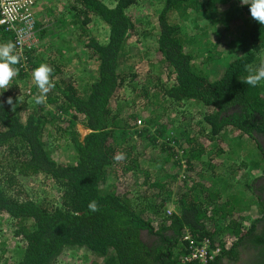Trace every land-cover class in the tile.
<instances>
[{"label": "trees", "instance_id": "obj_1", "mask_svg": "<svg viewBox=\"0 0 264 264\" xmlns=\"http://www.w3.org/2000/svg\"><path fill=\"white\" fill-rule=\"evenodd\" d=\"M75 1L65 7L66 15L37 23L39 48L19 53L18 75L0 94V221L16 222L13 240L20 253L17 261L4 264H74V252L85 253L86 261L91 256L90 264H185L187 232L222 247L210 264H264V200L249 176L237 185L242 172L264 168V148L257 138L264 136V80L256 87L243 82L264 67V25L239 0H153L157 50L172 80L163 81L152 71L142 74L147 115L138 103L135 113H125L124 104L131 103L115 104L119 92L128 78L138 82L140 74L127 73L123 66L145 46L135 47L136 41L128 50L137 29L129 11L145 0ZM93 17L109 28L105 43L80 33ZM214 38L226 42L225 69L213 80L197 60L218 53ZM3 42L17 47L13 34L0 29ZM93 60L96 69L89 70ZM41 64L51 67L53 87L45 103L36 105L33 97L39 91L32 72ZM189 102L211 111L201 114L208 144L186 128L187 120L168 112ZM48 123H56L57 130L48 129ZM79 124L89 133L82 136ZM225 135L228 144L222 143ZM54 140L65 142L55 145ZM243 141L254 142L260 159L254 149L236 147ZM59 148L73 162L59 161ZM140 148L156 152L147 168L146 161L132 155ZM118 152L127 160L122 169L128 178L143 174L144 186L155 189L142 197L146 201L135 202L132 193H119L109 183L115 166L121 167ZM240 157L244 160L237 162ZM183 172V188L167 190V182ZM221 183L225 187L219 191ZM46 186L50 191L44 197H27L31 188ZM54 188L60 199L51 203L47 198ZM93 201L96 212L88 207ZM168 204L174 205L170 215ZM255 205L259 217L244 214ZM221 234L226 235L223 242H216ZM247 247L253 254L244 260L240 249Z\"/></svg>", "mask_w": 264, "mask_h": 264}, {"label": "rangeland", "instance_id": "obj_2", "mask_svg": "<svg viewBox=\"0 0 264 264\" xmlns=\"http://www.w3.org/2000/svg\"><path fill=\"white\" fill-rule=\"evenodd\" d=\"M237 1V0H236ZM240 1V0H239ZM76 1L75 0H54V4H52L50 2V0H35V9L34 11H36L42 4L44 3H48L47 7L50 8V12L47 11L45 13H47L48 15L51 14V12H56L53 15L58 16H64L66 14V10L65 7H69L71 4H74ZM155 3L153 2V0H145L142 2L141 6H136L135 8L131 9L129 11V13L132 15L133 17V22L135 23V25H137V29L133 34L132 39L130 40V44H128V50H130L132 48V46L135 44L136 41H139L135 47L138 46V44L140 42L145 43V46L143 49L140 50V52L136 53H132L131 55L128 56L124 66H123V71H127V73H132L135 71H138L137 73L140 74V76L138 77V82H136V80L132 79L130 80V78H128V80L125 83V86L122 88L121 92H119V96L118 99L116 100L115 104L118 103H131V105L129 104H124V107L126 108L125 113H129V112H133L135 111V106L138 103V108L140 110H142L143 108L146 109L147 106L144 105L145 103V92H144V88L142 85L141 80L143 75L142 74H146L147 71H152L155 75L159 74L163 81H167V80H172L171 75H170V68L166 65L163 64L162 61H160L161 56H159L158 50H157V42H156V34L158 32V26H157V19L151 17V15H155L156 10V6L154 5ZM238 6V5H237ZM44 7V6H43ZM44 13V14H45ZM63 14V15H62ZM53 15H51L50 17H52ZM35 16V20L36 23L37 22H41L43 20H49L50 17H46V18H41L42 20L37 21V16L34 14ZM241 16V15H240ZM153 18V19H152ZM228 22V21H227ZM229 23V22H228ZM82 31V36L83 35H91L93 37L98 38L101 42L105 43L108 40V36H109V28L108 26L101 21L100 19L93 17L91 22H89L87 24V26L85 27H81L80 29V33ZM71 37L73 39L76 40V36L74 35V33L71 35ZM207 39H209V37H206ZM215 42H219L217 38L213 39ZM224 42H226L225 39H222L221 42H219V48H217V51L210 55V56H204L203 58H200L197 60L198 64L202 63V70L210 75V77L214 79H218L222 76V73L224 71ZM141 45V44H139ZM67 48H70V46L65 45V50ZM81 48L79 46H76V49L80 52ZM49 49V48H47ZM51 49H54L52 51H55L58 53V50L54 47H51ZM49 51V50H48ZM264 59V58H262ZM87 60H84V63H87ZM80 63V62H78ZM83 63V64H84ZM264 63V62H262ZM75 65V64H74ZM143 66L145 67L146 71L141 72V69L143 68ZM87 67L89 68V70H94L96 69V66L94 65V60L89 62L87 64ZM204 67V68H203ZM142 76V77H141ZM85 79H81V81H86V76H84ZM84 84V83H82ZM162 99L159 98L158 102L160 103V105L162 104ZM134 103V104H132ZM142 112L144 113V115H147V112L145 110H142ZM169 113H172V116L174 117V119L178 120V118L180 120H187L189 123V126L186 128H189V130L192 131L193 135H196L197 137H199V141L208 144L207 141V133L205 132L204 134L201 133V131H203V125H201V121H202V116L201 114L203 113H211V111L205 109L203 110L201 108V106L199 104L196 103H185L182 104L180 106H177L171 110L168 111ZM135 113V112H133ZM140 119V118H139ZM167 120V117H165V121ZM176 123V122H174ZM144 124V123H143ZM142 124V125H143ZM48 129H50L51 131H56V123H48L47 124ZM182 126H180V130H181ZM78 130L79 133L83 136L87 133H89L81 124L78 125ZM207 131V130H206ZM49 134V133H48ZM46 134V135H48ZM227 136L225 135V139L223 140L222 143H227L226 138ZM58 140V139H57ZM55 145L61 143V142H65L64 140H61V142H57L55 141ZM143 142V141H142ZM141 140L138 141V146L141 147L142 144ZM144 143V142H143ZM237 148H251L252 150L254 149V154L255 157L257 159H260V155H259V150L256 149L254 142L250 143L248 141H243V142H238L235 143ZM243 145V146H242ZM221 150L223 145L219 144ZM219 152H222V151ZM58 152L60 154L57 153V159L65 164H70L71 162H73V156L69 157L68 154H65L63 150H61L60 148L58 149ZM120 153V152H118ZM122 154V152L120 153ZM123 155V154H122ZM134 157H141V160L146 161V168L148 166V161H150L151 159H153L156 155V152L154 151V148H152V150L150 152H146V150L140 148V149H135V152L132 154ZM125 157L123 156V159L119 160L120 162H118L119 165H121V167L115 166V170H114V176L112 177V179L109 181V183L113 184L116 188V190L119 193H123V192H130L132 193V197L133 200L136 202L137 200L140 202H144L146 200H144L142 197H146L147 194H150L152 192L155 191V189L153 188H149L148 186H144V182H145V176L139 175L138 178L135 177H130V179L128 178L129 175H127L128 173H125V171H123L122 167L123 165H125L127 163V160L124 159ZM215 161H218V157L214 158ZM244 160L243 157H240L238 159L237 162H240ZM221 161V160H220ZM117 165V164H116ZM250 167V166H249ZM207 168V167H206ZM221 168H219L218 171H220ZM245 170V169H244ZM217 171V172H218ZM243 171V170H242ZM247 171V172H246ZM244 172L241 173V177H240V181H238L239 186L245 184V182L247 181L246 178L248 177V180L250 182L253 183L254 186V190L255 192L258 194V196H260L261 192H259V188L260 187H256L255 183H258V180L262 179L264 176V168L261 167V169L256 168L252 171H248L246 170ZM223 172V171H222ZM180 175V172H179ZM179 175L177 177V179L172 180V181H168L167 183H169V186H167V190H173V192L175 193L176 190H180V187H182V185L180 184V181H184V179L187 178V176H185V174H182V177L179 178ZM43 181H50L48 179H45L44 177L42 178ZM52 182V181H50ZM112 186V185H111ZM225 187V183H221L220 185H218L217 190H221L222 188ZM183 188V187H182ZM50 191V188L48 186L44 188H31L30 193L28 194L27 197L29 196H35L33 193L36 194V196H40V197H44L45 194H47V192ZM186 192V191H185ZM25 197V195L23 196V198H27ZM60 199V195L58 192H56L55 188L54 191L51 194H48V202L51 203H56L58 202ZM167 211L174 209V205L172 204H168L167 205ZM256 212H255V211ZM257 210H258V205H255V207L253 208V212H248L249 216H252L253 218L255 217H259L257 215ZM149 214L152 217H155L154 213H150ZM168 215H170L167 212ZM247 214V213H244ZM246 216V215H244ZM237 218L241 217L240 215L236 216ZM162 219L160 218L158 221H161ZM0 222H3L4 224L0 226V264H4L7 262H15L20 258V253L16 252V246L18 245V242H15L13 239L15 238L13 235V232L15 231V226H16V222H11V221H7L6 219H2ZM248 225H250L249 222H247ZM213 225L211 224V229H213ZM6 234V236H4V233ZM226 237V235H220L218 240H215L216 242H223L224 238ZM74 257H75V263L74 264H90L91 262V256L88 257V261L85 260V253H77L74 252ZM85 255V256H84ZM72 256V253L71 255Z\"/></svg>", "mask_w": 264, "mask_h": 264}, {"label": "built area", "instance_id": "obj_3", "mask_svg": "<svg viewBox=\"0 0 264 264\" xmlns=\"http://www.w3.org/2000/svg\"><path fill=\"white\" fill-rule=\"evenodd\" d=\"M35 4V0H0V29L13 34L19 53L38 49L40 45L34 16ZM138 124L141 126L142 120H139ZM183 241L187 254L183 255L181 261L185 264L192 262L210 264L223 250L221 246H214L209 239L205 241L196 239L190 232L185 234Z\"/></svg>", "mask_w": 264, "mask_h": 264}, {"label": "clouds", "instance_id": "obj_4", "mask_svg": "<svg viewBox=\"0 0 264 264\" xmlns=\"http://www.w3.org/2000/svg\"><path fill=\"white\" fill-rule=\"evenodd\" d=\"M240 2L241 4L249 7L250 15L255 21H257L260 25H264V0H240ZM20 60L21 55L14 43H0V94L6 92L10 88L14 77L18 75V69L15 66L20 62ZM51 73L52 69L47 64H41L32 72V80L39 91V94L33 97L36 105H42L45 103L47 93L53 87L50 81ZM262 80H264V67L260 68L255 73H250L243 82L251 87H256ZM7 104H13L12 97H8ZM115 159L119 161L123 159V155L119 154L115 156ZM88 207L92 212L98 211V206L95 201L89 203ZM167 212L171 214L173 211L169 210Z\"/></svg>", "mask_w": 264, "mask_h": 264}, {"label": "flooded vegetation", "instance_id": "obj_5", "mask_svg": "<svg viewBox=\"0 0 264 264\" xmlns=\"http://www.w3.org/2000/svg\"><path fill=\"white\" fill-rule=\"evenodd\" d=\"M257 138H258L260 144H261V145L263 146V148H264V136H263V135H258ZM255 185H256V187L264 186V178L260 179V180L258 181V183H256ZM260 195L262 196V198H263V200H264V191H261V194H260ZM246 226H249V225L246 224ZM240 250H241V251H242V250H245V252L242 254V255H244V256H242V258H243L244 260H245L250 254H253L252 250H251L249 247H247L246 249L241 248ZM218 258H219V257H218ZM218 258H217V259H218Z\"/></svg>", "mask_w": 264, "mask_h": 264}, {"label": "crops", "instance_id": "obj_6", "mask_svg": "<svg viewBox=\"0 0 264 264\" xmlns=\"http://www.w3.org/2000/svg\"><path fill=\"white\" fill-rule=\"evenodd\" d=\"M50 2L52 3V4H54V0H50ZM47 5H48V3H44V4H42L35 12H36V16H37V21H39V20H42L43 18H46V17H50L51 15H53L54 14V12L52 11L51 12V14L50 15H48L47 13H45V12H47V11H49L50 12V8L49 7H47ZM44 6V7H43ZM45 13V14H44ZM56 13V12H55ZM42 18V19H41ZM38 23V22H37ZM247 215H248V213H247Z\"/></svg>", "mask_w": 264, "mask_h": 264}, {"label": "water", "instance_id": "obj_7", "mask_svg": "<svg viewBox=\"0 0 264 264\" xmlns=\"http://www.w3.org/2000/svg\"><path fill=\"white\" fill-rule=\"evenodd\" d=\"M145 235H146V233H145Z\"/></svg>", "mask_w": 264, "mask_h": 264}]
</instances>
